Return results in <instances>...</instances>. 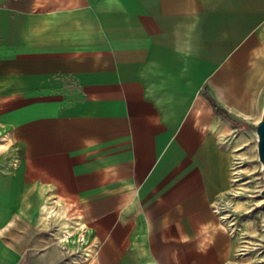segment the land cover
Returning <instances> with one entry per match:
<instances>
[{
  "label": "crops",
  "instance_id": "1",
  "mask_svg": "<svg viewBox=\"0 0 264 264\" xmlns=\"http://www.w3.org/2000/svg\"><path fill=\"white\" fill-rule=\"evenodd\" d=\"M263 107L264 0H0V264H239Z\"/></svg>",
  "mask_w": 264,
  "mask_h": 264
},
{
  "label": "rangeland",
  "instance_id": "2",
  "mask_svg": "<svg viewBox=\"0 0 264 264\" xmlns=\"http://www.w3.org/2000/svg\"><path fill=\"white\" fill-rule=\"evenodd\" d=\"M243 122L226 141L233 147L230 187L216 201L224 223L239 233V264H264V206L261 164L257 157L256 135L251 121Z\"/></svg>",
  "mask_w": 264,
  "mask_h": 264
},
{
  "label": "water",
  "instance_id": "3",
  "mask_svg": "<svg viewBox=\"0 0 264 264\" xmlns=\"http://www.w3.org/2000/svg\"><path fill=\"white\" fill-rule=\"evenodd\" d=\"M252 130L254 131L257 139V143H256L257 157L259 163L261 164V172L263 175V186L260 191V195L263 198L261 204L262 206H264V107L260 119L252 124Z\"/></svg>",
  "mask_w": 264,
  "mask_h": 264
},
{
  "label": "trees",
  "instance_id": "4",
  "mask_svg": "<svg viewBox=\"0 0 264 264\" xmlns=\"http://www.w3.org/2000/svg\"><path fill=\"white\" fill-rule=\"evenodd\" d=\"M212 102V101H211ZM213 107H215V109H217V107L215 106V104H213Z\"/></svg>",
  "mask_w": 264,
  "mask_h": 264
}]
</instances>
